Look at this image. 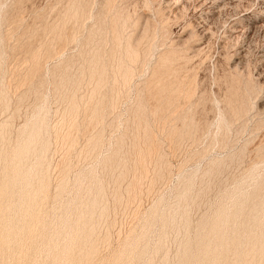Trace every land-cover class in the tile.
<instances>
[{"label":"rangeland","instance_id":"374dc122","mask_svg":"<svg viewBox=\"0 0 264 264\" xmlns=\"http://www.w3.org/2000/svg\"><path fill=\"white\" fill-rule=\"evenodd\" d=\"M0 264H264V0H0Z\"/></svg>","mask_w":264,"mask_h":264},{"label":"bare ground","instance_id":"6f19581e","mask_svg":"<svg viewBox=\"0 0 264 264\" xmlns=\"http://www.w3.org/2000/svg\"><path fill=\"white\" fill-rule=\"evenodd\" d=\"M35 133V132H34ZM222 214V213H221ZM225 216V215H224ZM227 216V215H226ZM220 221V218L218 217L215 221H214V226L212 227V231L217 229L218 222ZM216 227V228H215ZM218 230V229H217ZM214 233V232H213ZM216 248L217 247H213V246H204L201 250L202 252V258L207 257L209 254L213 255L216 252ZM220 248V247H219ZM241 256V255H240ZM189 259V258H188Z\"/></svg>","mask_w":264,"mask_h":264}]
</instances>
